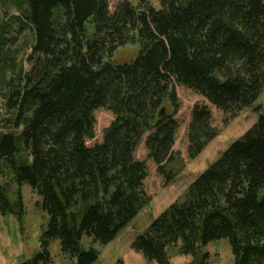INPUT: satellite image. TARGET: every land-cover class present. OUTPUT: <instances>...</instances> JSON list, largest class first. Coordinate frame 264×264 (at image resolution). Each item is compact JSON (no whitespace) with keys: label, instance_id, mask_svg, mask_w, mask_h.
<instances>
[{"label":"trees","instance_id":"16d2710c","mask_svg":"<svg viewBox=\"0 0 264 264\" xmlns=\"http://www.w3.org/2000/svg\"><path fill=\"white\" fill-rule=\"evenodd\" d=\"M10 1L26 5L31 59L41 58L43 74L35 79L23 65L5 66L11 39L0 25L7 113L0 129L9 130L0 132V177L6 167L18 186L12 199L0 182V213L22 222L21 187L29 184L49 220L43 251L22 264H51L54 240L76 264H94L100 251L84 248V238L108 245L151 203L139 146L167 184L183 168L174 149L177 86L229 115L226 125L264 94V0H160V8L122 0L114 11L110 0ZM130 45L139 46L137 55L116 62ZM100 109L114 120L103 141L88 146ZM255 110L256 123L132 243L148 264H171L175 254L208 264L206 247L221 239L235 264H264V111ZM219 134L209 107L196 105L188 157L196 159Z\"/></svg>","mask_w":264,"mask_h":264},{"label":"rangeland","instance_id":"374dc122","mask_svg":"<svg viewBox=\"0 0 264 264\" xmlns=\"http://www.w3.org/2000/svg\"><path fill=\"white\" fill-rule=\"evenodd\" d=\"M122 0H110L111 11ZM153 6L160 8V0H150ZM23 7V8H22ZM19 6L14 1L0 0V25L7 29V36L11 39L5 66L10 64L23 65L24 72L35 79H40L43 74V65L34 56L31 59L32 46L35 44V35L32 28L26 23L23 11L24 6ZM139 46H127L120 49L115 56L116 62H126L133 59ZM40 71V74H39ZM7 78L12 75L11 69L5 70ZM0 72V79H1ZM178 96L182 107L176 115L179 130L176 135L174 149L178 151L184 161L183 168L176 179L167 184L157 172L156 164L148 158V151L144 143L137 150V158L146 163L148 177L145 180V191L151 197V203L124 228L118 237L108 245H100L92 239L84 238V248L94 247L100 251V257L94 264H114L121 259L125 264H148L147 259L140 252L133 250L132 243L136 238L159 216L166 208L181 198L188 186L213 164L231 144L249 130L257 121L256 107L264 111V94L250 108L244 110L237 118L230 120L226 125L224 119L229 117L224 112L209 104L204 98L196 95L192 90L177 86ZM196 105H207L211 110L213 125L220 131L219 136L196 158L188 157V127L192 118V111ZM7 117L5 105L0 95V125ZM96 126L95 138L88 140V146L103 141L104 130L114 120V115L105 109L95 112ZM9 131L2 130L0 132ZM1 184L7 185L11 198L15 197L18 186L13 181L12 173L1 166ZM25 205V215L21 222L18 216L0 213V264H22L32 260L36 254L43 251L42 238L48 226V216L41 208V197L33 191L29 184L21 187ZM210 253L208 264H235L234 255L227 239L210 243L206 249ZM49 252L52 257L51 264H76L70 256L61 250L59 240L50 242ZM193 261L191 256L172 255L171 264H189ZM40 264H44L41 262ZM151 264H157L153 262Z\"/></svg>","mask_w":264,"mask_h":264},{"label":"water","instance_id":"95a60500","mask_svg":"<svg viewBox=\"0 0 264 264\" xmlns=\"http://www.w3.org/2000/svg\"><path fill=\"white\" fill-rule=\"evenodd\" d=\"M37 61L41 62V63H42V65H43V62H42L41 58H38V60H37ZM39 74H40V71H39ZM164 112H165V110H163V111H162V113H164Z\"/></svg>","mask_w":264,"mask_h":264}]
</instances>
